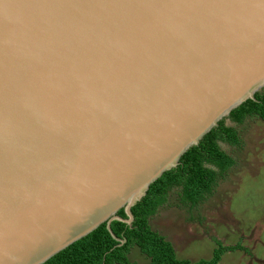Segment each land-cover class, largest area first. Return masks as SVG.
Segmentation results:
<instances>
[{"label":"water","instance_id":"obj_1","mask_svg":"<svg viewBox=\"0 0 264 264\" xmlns=\"http://www.w3.org/2000/svg\"><path fill=\"white\" fill-rule=\"evenodd\" d=\"M262 88L264 0H0V264L125 243L111 223Z\"/></svg>","mask_w":264,"mask_h":264},{"label":"trees","instance_id":"obj_2","mask_svg":"<svg viewBox=\"0 0 264 264\" xmlns=\"http://www.w3.org/2000/svg\"><path fill=\"white\" fill-rule=\"evenodd\" d=\"M257 116L264 120V91H258L255 99H248L231 111L228 118L235 125H227V118L219 121L198 145L186 151L180 164L154 181L146 195L132 207L134 221L132 224L114 220L111 228L118 238L126 242L119 245L108 231L106 223L63 249L43 264H135L130 255L134 248L150 259V264H219L228 251L243 248L236 245H223L217 241L212 257L192 261L180 258L170 240L154 229L151 218L164 206L171 193H178L182 206L195 208L212 196L237 161L221 148L220 142L235 146L243 145L242 135L237 128L248 117ZM118 214L127 218L124 208Z\"/></svg>","mask_w":264,"mask_h":264},{"label":"rangeland","instance_id":"obj_3","mask_svg":"<svg viewBox=\"0 0 264 264\" xmlns=\"http://www.w3.org/2000/svg\"><path fill=\"white\" fill-rule=\"evenodd\" d=\"M237 128L243 145L232 148L222 143L237 163L213 195L188 208L180 204L174 190L151 218L152 227L172 241L180 258L209 259L217 241L223 245L240 242L243 248L226 252L219 264H264V121L249 117ZM130 259L150 264L138 248L132 250Z\"/></svg>","mask_w":264,"mask_h":264},{"label":"flooded vegetation","instance_id":"obj_4","mask_svg":"<svg viewBox=\"0 0 264 264\" xmlns=\"http://www.w3.org/2000/svg\"><path fill=\"white\" fill-rule=\"evenodd\" d=\"M227 119H229V118H227ZM228 121H230V123H228L227 121H226V124L227 125H235V123L230 119V120H228ZM222 143H224V142H220V144H221V148L223 149V147H222ZM227 144V143H226ZM227 145H229V144H227ZM230 147H232V148H236L235 146H232V145H229ZM224 150V149H223ZM211 197V196H210ZM209 198V197H208Z\"/></svg>","mask_w":264,"mask_h":264},{"label":"clouds","instance_id":"obj_5","mask_svg":"<svg viewBox=\"0 0 264 264\" xmlns=\"http://www.w3.org/2000/svg\"><path fill=\"white\" fill-rule=\"evenodd\" d=\"M229 116V115H228ZM228 116L226 117V118H228ZM253 117V116H252ZM225 118V117H224ZM249 118V117H248ZM260 118V117H259ZM223 119V118H222ZM221 119V120H222ZM262 119V118H261ZM228 120H230V119H227L226 121H228ZM263 120V119H262ZM264 121V120H263ZM169 240V239H168ZM171 241V240H170ZM171 243H172V241H171ZM173 244V243H172ZM146 257V256H145ZM147 258V257H146Z\"/></svg>","mask_w":264,"mask_h":264}]
</instances>
